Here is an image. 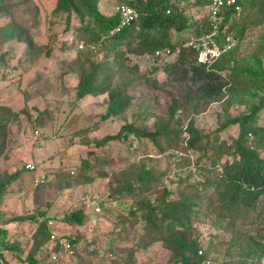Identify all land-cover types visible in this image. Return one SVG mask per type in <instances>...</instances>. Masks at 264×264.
Here are the masks:
<instances>
[{"label":"trees","instance_id":"1","mask_svg":"<svg viewBox=\"0 0 264 264\" xmlns=\"http://www.w3.org/2000/svg\"><path fill=\"white\" fill-rule=\"evenodd\" d=\"M116 1L119 4L115 8L126 5L138 14L136 20L123 28H119L116 12L109 15L102 11L101 0H55L54 8L49 13L48 31L52 30L55 23L63 22V34L69 42L63 40L60 44L56 36L47 34V37L53 45H59L57 50L75 53L70 63L60 64V70L62 74L68 71L77 73L75 100L105 95L107 109L103 119H120L132 101V97L126 93L131 85H145L149 90L156 85L155 81L139 76L136 65L128 66L126 55L157 58L161 54L168 57L174 55V60L164 67L166 84H187L189 88L185 94L180 98L171 96L165 114L156 119L152 128L129 122L115 135L104 137L98 145H105L109 141H129L127 145L131 147V155H137L138 152L148 154V149L155 150L159 156L174 153L172 164L182 166L187 173L184 179L169 181L167 187L163 181L166 174L156 173L159 165L154 158L145 157L147 161H155L152 168H146L148 163L145 160L139 167L140 162L133 160L127 166L129 169L125 168L119 174L121 179L126 174L125 178L113 179L114 188L106 196L109 207L117 208L119 200H129L130 204L126 205L131 220L142 223L145 230L155 236L154 240L143 243V248L160 243L171 254L165 264H205L207 259L213 264H262L264 244L258 239L232 233L225 250L220 252L216 249L217 235H210L204 240L194 237L191 232L193 221L202 216L212 217L216 210L221 213L216 214V218L226 221L220 229L222 232L228 231L233 228L240 212L254 207L264 194V121L259 124L260 115L264 112L262 59L254 56L250 57V61L238 59L236 48L232 47L210 65L198 61V52L188 46V42L207 36L213 28L205 14L200 20L192 22L186 12L193 7H207L209 0ZM17 2L25 3L27 0ZM237 4L240 7L238 12L229 9L221 15V23L214 38L221 49L229 45L230 39L236 41L244 35L252 28L251 23L252 26L264 28V0H237ZM10 6V0H0V20L11 18ZM35 10L38 11L37 8ZM25 36L14 21L4 22L0 26L2 44L20 43L23 46L18 64L33 67L37 59L42 60L44 56L41 50L35 53V57L31 56L32 46ZM122 48H125V52ZM8 53L7 50L0 54V74L5 75L0 76L1 80L7 78L12 69L19 68L18 65L10 67L8 61L11 58L5 57ZM66 67L69 68L67 72ZM115 74H123L124 88H111ZM36 81L31 83L28 91L34 89ZM26 95L28 97L25 94V98ZM27 102H24V108L19 112L0 104V150L13 119L27 114L29 119H26V123L31 122L33 129L44 126V112L49 110H34L27 106ZM186 103L190 109L185 108ZM217 105L229 115L222 123L217 119ZM232 110H236L237 114H230ZM32 112L36 113L33 121L30 119ZM48 113L52 114V111ZM232 127H236V135L228 140L222 138V134ZM133 140L137 141L135 146L132 145ZM69 174L73 176L75 171L71 170ZM18 175V172H14L12 175L5 174V181L0 179V201L6 185L15 181ZM45 184L47 182L43 181L35 188L40 189ZM173 194H177V197H173ZM91 198L93 203L89 206L81 201V206L67 212L63 222L68 227L83 225L85 210H91L94 205L103 211L106 202ZM203 198H206L205 204L200 202ZM45 216L46 213L39 212L34 216L4 218L0 211V220L3 219L0 225V264H7L3 253L20 251L17 242L9 240L7 227L30 221H36V226L25 255L26 263L53 264L49 262V257L53 252H59L60 248L58 245L50 248L49 233H57L54 228L48 227L47 222L51 219ZM41 217L44 221L37 222ZM211 225L216 228V222ZM57 235L73 246L70 264H81L78 250L83 239ZM87 250L84 246L82 252ZM117 255L112 244L107 248V253L102 252V261L106 259L112 264H120L122 258ZM125 264H131V260Z\"/></svg>","mask_w":264,"mask_h":264},{"label":"rangeland","instance_id":"2","mask_svg":"<svg viewBox=\"0 0 264 264\" xmlns=\"http://www.w3.org/2000/svg\"><path fill=\"white\" fill-rule=\"evenodd\" d=\"M54 2L55 0H27L25 3H18L17 0H10L12 20L10 17L5 21L0 20V26L4 22L14 21V24L21 28L32 46L30 47L32 57H35V53H39V50L44 56L42 60L39 59L40 61L37 59L32 68L31 76L35 71L40 74L36 86L31 91H26V82H21V74L24 69L32 66L18 64V59L24 51L23 46L20 43L2 44L0 40V45H3L0 46V54L8 50L9 53L5 57L11 58L8 61L10 67L19 66L18 69H12L7 78L0 79V104L18 110L22 103L28 100L27 106L34 110L52 111V114L48 113L49 111L44 112L46 116L44 126L37 129L32 128L31 122L26 123V119H29L27 114L13 119L8 125L7 137L0 150V179L4 180L5 174L12 175L14 172H18L19 175L15 181L6 185L0 201V211L4 214V218L46 213L45 217L53 221V228L57 234L78 236L83 239L78 250L81 264H112V261L106 259L102 261L101 257L102 252L107 253V248L112 244L115 245L117 257L122 258L120 264H125L128 260H131V264H165L171 254L160 243L156 242L148 248H143L142 244L154 240L155 236L148 233L142 223L131 220L127 206L130 204L129 200H119L117 208H110L106 196L112 192L111 188H114L113 179L122 180L127 176L123 174L121 179L119 174L125 168L127 170V166L133 160L140 162L139 167L147 159L145 157L154 158L159 165L156 173L166 174L163 181L167 187L169 181L182 179L187 173L186 169L172 164L174 153L159 156L155 154V150L148 149V154L138 152L137 155H131V147L127 145L129 141L126 143L109 141L105 145H98V142L106 136L115 135L124 124L129 122L152 128L156 119L165 114L171 96L182 97L189 86L181 82L166 84L164 67L174 60V55L168 57L161 54L158 58L126 55L128 59L126 64L136 65L138 75L155 81L156 85L151 90L146 89L145 85H131L126 90V93L132 97L126 112L120 119L104 120L103 115L107 109L106 96L75 100L77 73L68 71L67 67L65 68L67 73L62 74L60 70V64L70 63L75 53L57 50L59 45H53L47 37V34L56 36L55 39L60 44L64 42L63 40L69 42L67 36L63 34V22L55 23L52 30L48 31L49 13L54 8ZM117 4L119 3L116 0H101L100 5L103 12L112 15L116 12ZM35 8L38 9L37 12ZM205 11L204 8L193 7L186 14L194 22L200 20ZM251 27L236 41L230 39L229 47L236 48L235 54L238 59L245 58L250 61V57L254 56L262 59L264 65V28L252 26V23ZM122 50L125 52V48ZM0 67L2 72L1 64ZM0 76L5 77L2 74ZM121 76L123 74H115L112 77L111 88L115 86L124 88ZM141 92L144 96L140 95ZM25 94H28V97L26 95L25 98ZM184 106L190 109L187 103ZM215 108L218 111L219 123L228 119V113L222 112L220 105ZM235 111L232 110L230 114H237ZM32 114L31 121L36 116L35 112ZM205 121H209L207 116ZM263 121L264 112L260 115L259 124H263ZM235 135L236 127H232L222 134V138L228 140ZM136 144L137 141L133 140L132 145ZM144 162L148 163L146 168H152V165L156 164L155 161ZM26 163L35 165L36 171H27L24 168ZM71 170L75 171V175L69 174ZM45 173L47 175L44 181L47 184L36 189L33 186L34 180ZM85 195L106 202L103 211L101 209V213L93 215L91 210L86 209L83 225L68 227L63 222L64 216L77 206H81V200ZM173 197H177V194H173ZM205 199L200 202L205 204ZM216 214H221L220 210H216L212 217L202 216L193 221L192 235L204 240L210 235H217L216 249L220 252L225 250L232 233L258 239L264 244V194L258 198L254 207L242 210L233 228L226 232L220 229L221 224H225L226 221L217 219ZM2 221L3 219L0 220V225L3 224ZM35 222H20L7 227L9 240L17 242L22 251L21 254L20 251L3 253L7 264H27L25 255L29 250ZM213 222H216V228L211 225ZM84 246L88 250L82 252ZM70 262L72 261L69 260L66 264Z\"/></svg>","mask_w":264,"mask_h":264},{"label":"built area","instance_id":"3","mask_svg":"<svg viewBox=\"0 0 264 264\" xmlns=\"http://www.w3.org/2000/svg\"><path fill=\"white\" fill-rule=\"evenodd\" d=\"M205 15L208 17L211 26L213 28L212 32L205 37L199 39H190L188 42V46H191L198 52V60L201 63L212 64L214 63L223 53L230 49L229 45L221 49L214 41L216 34L218 32V26L221 23V15L224 14L226 10L233 9L234 11H239L240 7L237 4V0H209V4L204 8ZM116 13L119 17V28H123L134 20L137 19V12L129 6L119 5L116 7ZM35 135H37L35 133ZM24 168L29 172L36 171V166L31 163H26ZM46 173L38 176L34 182L33 186L36 187L39 184L43 183L46 178ZM82 203L86 206L92 204V198L89 195H86L82 198ZM92 213L98 214L100 213V208L96 205L92 206ZM44 221V218H40L38 222ZM49 228H53V221L49 220L47 222ZM50 240V248H53L55 245H58L60 248L59 252H53L49 257L50 263H58L66 264L69 262L70 257L73 255V246L68 242V240L64 238H60L54 231L49 233ZM202 252L199 251V255ZM205 264H213L211 260H206ZM262 264H264V259L262 260Z\"/></svg>","mask_w":264,"mask_h":264},{"label":"crops","instance_id":"4","mask_svg":"<svg viewBox=\"0 0 264 264\" xmlns=\"http://www.w3.org/2000/svg\"><path fill=\"white\" fill-rule=\"evenodd\" d=\"M32 68L33 67H27L26 69L23 70L22 74H21V82H26V88L28 89L31 85L32 82L36 81V78L38 79L40 76V74H37L36 71L34 72L33 76H31L32 74ZM31 78V79H30ZM20 79V78H19ZM34 79V80H33ZM30 80V82H29ZM37 82V81H36ZM18 86V85H17ZM36 86V85H34ZM31 88V87H30ZM28 91V90H27ZM1 96V95H0ZM24 108V104L22 103V106L18 109V110H14V111H21ZM47 174V173H46Z\"/></svg>","mask_w":264,"mask_h":264},{"label":"water","instance_id":"5","mask_svg":"<svg viewBox=\"0 0 264 264\" xmlns=\"http://www.w3.org/2000/svg\"><path fill=\"white\" fill-rule=\"evenodd\" d=\"M244 183H245V185H247L248 181L245 179V180H244Z\"/></svg>","mask_w":264,"mask_h":264}]
</instances>
